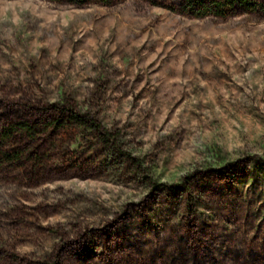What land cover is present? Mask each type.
<instances>
[{
	"label": "rangeland",
	"instance_id": "1",
	"mask_svg": "<svg viewBox=\"0 0 264 264\" xmlns=\"http://www.w3.org/2000/svg\"><path fill=\"white\" fill-rule=\"evenodd\" d=\"M199 1L0 0V264H264V0Z\"/></svg>",
	"mask_w": 264,
	"mask_h": 264
},
{
	"label": "trees",
	"instance_id": "2",
	"mask_svg": "<svg viewBox=\"0 0 264 264\" xmlns=\"http://www.w3.org/2000/svg\"><path fill=\"white\" fill-rule=\"evenodd\" d=\"M237 1H238V0H237ZM234 2H235V0H224V3H223V2H220L219 0H212V1H210L208 4H206V3H202V1L200 0V1L198 2V4H199V7L202 9V11L199 12L197 15H198V16H203V15L210 14V13H212V11H213L212 8H217V7H219L220 5H224V4H226V3H230V4H232V3H234ZM239 3H242V1L239 0ZM246 4H247V5H250L249 2H246ZM216 13H217V12H216ZM82 123H83V125L85 124L84 122H82ZM105 137H107V139H108V134H106ZM4 155L6 156V154H4Z\"/></svg>",
	"mask_w": 264,
	"mask_h": 264
}]
</instances>
